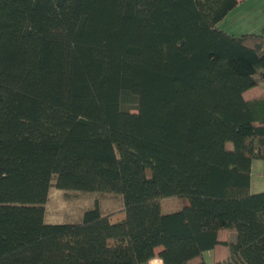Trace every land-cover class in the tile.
<instances>
[{
	"label": "trees",
	"instance_id": "1",
	"mask_svg": "<svg viewBox=\"0 0 264 264\" xmlns=\"http://www.w3.org/2000/svg\"><path fill=\"white\" fill-rule=\"evenodd\" d=\"M238 3L0 0V264H264V28L220 30ZM52 183L123 209L47 223Z\"/></svg>",
	"mask_w": 264,
	"mask_h": 264
},
{
	"label": "rangeland",
	"instance_id": "2",
	"mask_svg": "<svg viewBox=\"0 0 264 264\" xmlns=\"http://www.w3.org/2000/svg\"><path fill=\"white\" fill-rule=\"evenodd\" d=\"M218 28L228 35L241 36L242 34H259L264 28V0H239V3L220 22ZM261 161L253 162L251 171L252 180L261 172ZM53 184V183H52ZM45 203L44 221L50 224L70 223L80 220L84 211L97 206L102 215L115 214L123 209L120 197L108 193H84L49 189ZM171 203L165 202V208H171ZM232 238V237H231ZM210 252L205 253L204 259L210 263ZM153 259L151 264H158ZM155 261V262H154Z\"/></svg>",
	"mask_w": 264,
	"mask_h": 264
},
{
	"label": "crops",
	"instance_id": "3",
	"mask_svg": "<svg viewBox=\"0 0 264 264\" xmlns=\"http://www.w3.org/2000/svg\"><path fill=\"white\" fill-rule=\"evenodd\" d=\"M256 162V161H255ZM253 163V162H252ZM251 163V168H250V176H251V171H252V167L253 164ZM259 170L261 171L259 173V175L257 174V178L252 180V176H251V181H250V189L252 193H260L261 191H264V162L261 161V163H259Z\"/></svg>",
	"mask_w": 264,
	"mask_h": 264
},
{
	"label": "built area",
	"instance_id": "4",
	"mask_svg": "<svg viewBox=\"0 0 264 264\" xmlns=\"http://www.w3.org/2000/svg\"><path fill=\"white\" fill-rule=\"evenodd\" d=\"M155 261H156L158 264H161L160 261H159L158 259H156ZM155 261H154V262H155ZM150 264H151V263H150Z\"/></svg>",
	"mask_w": 264,
	"mask_h": 264
}]
</instances>
